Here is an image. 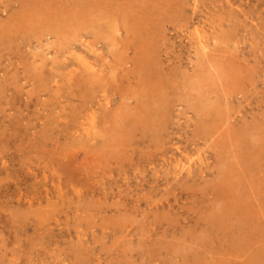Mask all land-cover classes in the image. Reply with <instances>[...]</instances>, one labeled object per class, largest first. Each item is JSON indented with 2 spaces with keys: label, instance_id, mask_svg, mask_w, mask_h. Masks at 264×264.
<instances>
[{
  "label": "rangeland",
  "instance_id": "rangeland-1",
  "mask_svg": "<svg viewBox=\"0 0 264 264\" xmlns=\"http://www.w3.org/2000/svg\"><path fill=\"white\" fill-rule=\"evenodd\" d=\"M66 1L0 0V264H264V0Z\"/></svg>",
  "mask_w": 264,
  "mask_h": 264
},
{
  "label": "bare ground",
  "instance_id": "bare-ground-1",
  "mask_svg": "<svg viewBox=\"0 0 264 264\" xmlns=\"http://www.w3.org/2000/svg\"><path fill=\"white\" fill-rule=\"evenodd\" d=\"M64 1H66V0H64ZM80 1H83L84 3L82 2L81 4L84 5L86 0H80ZM66 2H67V1H66ZM87 2H88V1H87ZM93 2H94V1H93ZM229 2H230V0H229ZM78 3H79V2H78ZM171 3H173V2H171ZM171 3H170V4H171ZM79 4H80V3H79ZM87 4H88V3H87ZM168 4H169V3H168ZM189 4H190V3H189ZM90 5H91V4H90ZM96 5H97V3H96ZM194 5H195V4H194ZM99 6H100V5H99ZM147 6H150V5H147ZM192 6H193V5H192ZM83 7H84V6H83ZM193 7H194V6H193ZM158 8H159V7H158ZM182 8H183V7H182ZM182 8H181V9H182ZM22 10H23V9H22ZM151 10L153 11V9H151ZM177 10H179V9H177ZM46 11H47V10H46ZM71 11H72V10H71ZM73 11H76V10H73ZM73 11H72V12H73ZM99 11H100V10H99ZM99 11H98V12H99ZM162 11H163V8H162ZM183 11H184V10H183ZM86 12H87V11H86ZM16 13H17V12H16ZM82 13H83V11H82ZM151 13H152V12H151ZM151 13L149 12V14H151ZM176 13H178V12L176 11ZM79 14H80V13H79ZM97 14H98V13H97ZM28 15H29V14H28ZM167 15H168V14H167ZM173 15H174V14H173ZM75 16H76V15H75ZM79 16H81V15H79ZM86 16H87V15H86ZM98 16H99V15H98ZM28 17H29V16H28ZM61 17H62V16H61ZM91 17H92V14H91ZM34 18H35V17H34ZM75 18H76V17H75ZM95 18H96V16H95ZM97 18H98V17H97ZM30 19H31V18H30ZM47 19H48V18H47ZM101 19H102V18H100V20H101ZM167 19H168V18H167ZM50 20H51V19H50ZM65 21H66V20H65ZM164 21H165V20H164ZM26 22H28V21H26ZM44 22H45V21H44ZM90 22H91V21H90ZM98 22H99V21H98ZM14 24H15V23H14ZM36 24H37V23H36ZM94 24H95V23H94ZM100 24H101V23H100ZM153 25H154V24H153ZM0 26H1V25H0ZM104 26H105V25H104ZM1 27H2V26H1ZM6 27H7V25H6ZM6 27H5V28H6ZM38 27H39V26H38ZM38 27H37V28H38ZM99 28H100V27H99ZM56 29H57V28H56ZM130 29H131V28H130ZM0 30H1V29H0ZM5 30H6V29H5ZM5 30H4V31H5ZM40 30H41V29H40ZM125 30H126V29H125ZM135 30H136V29H135ZM6 31H7V30H6ZM16 31H17V30H16ZM126 31H127V30H126ZM0 32H1V31H0ZM17 32H18V31H17ZM82 32H83V31H82ZM157 32H158V31H157ZM198 32H199V31H198ZM2 33H3V32H2ZM126 33H127V32H126ZM14 34H15V33H14ZM156 34H157V33H156ZM11 35H12V33H11ZM51 35H52V34H51ZM149 35H150V34H149ZM0 36H1V35H0ZM23 36H24V35H23ZM23 36H22V37H23ZM129 36H130V35H129ZM127 37H128V36H127ZM148 37H149V36H148ZM1 38H2V37H1ZM127 39H128V38H127ZM127 39H125V40H127ZM198 39H199V37H198ZM120 40H121V39H120ZM132 40H133V39H132ZM202 40H203V39H202ZM202 40H201V41H202ZM144 41H145V38H144ZM137 42H138V41H137ZM135 43H136V42H135ZM141 43H142V41L140 42V45H141ZM152 43H153V42H152ZM152 43H151V44H152ZM136 44H137V43H136ZM200 44H202V43H200ZM133 45H134V44H133ZM138 45H139V42H138ZM206 45H207V44H206ZM135 46H136V45H135ZM207 46H208V45H207ZM130 48H131V46H130ZM133 48H134V47H133ZM143 48H144V47H143ZM206 48H207V47H206ZM203 50H204V49H203ZM205 50H206V49H205ZM139 52H140V51H139ZM139 52H138V53H139ZM151 52H152V51H151ZM203 52H204V51H203ZM221 52H222V51H221ZM146 53H147V52H146ZM212 53H213V50H212ZM224 54H225V53H224ZM206 56H207V55H206ZM134 58H135V57H134ZM144 58H145V57H144ZM148 58H149V57H148ZM151 58H153V57H151ZM140 60H141V59H140ZM143 60H144V59H143ZM146 60H147V58H146ZM128 61H129V59H128ZM148 61H149V60H148ZM139 64H140V63H139ZM101 65H103V63H102ZM149 65H150V64H149ZM89 66H90V65H89ZM92 66H93V65H92ZM92 66H91V67H92ZM103 66H104V65H103ZM97 69H98V68H97ZM101 70H102V69H101ZM101 70H100V71H101ZM229 70H230V69H229ZM96 71H97V70H96ZM104 71H105V70H104ZM252 71H253V70H252ZM91 73H92V72H91ZM133 73H134V72H133ZM99 74H100V73H99ZM80 76H81V74H80ZM83 76H84V75H83ZM99 76H100V75H99ZM103 76H104V75H103ZM131 76H133V75H131ZM146 76H147V75H146ZM78 77H79V76H78ZM81 77H82V76H81ZM118 77H119V76H118ZM124 77H125V76H124ZM185 77H186V76H185ZM185 77H184V78H185ZM84 79H85V78H84ZM104 79H106V78H104ZM108 79H110V78H108ZM108 79H106V80H108ZM134 79H135V78H134ZM138 79H139V78H138ZM74 80H75V79H74ZM86 80H88V79H86ZM89 80H90V79H89ZM111 80H112V79H111ZM111 80H109V81H111ZM115 80H116V79H115ZM122 80H123V79H122ZM139 80H141V79H139ZM139 80H138V82H139ZM143 80H144V79H143ZM148 80H150V78H149ZM90 81H91V80H90ZM96 81H98V80H96ZM152 81H153V80H152ZM88 82H89V81H88ZM88 82H87V83H88ZM93 82H94V81H93ZM102 82H103V80H102ZM121 82H122V81H121ZM135 82H136V81H135ZM143 82H144V81H143ZM143 82H142V83H143ZM147 82H148V81H147ZM171 82H172V81H171ZM248 82H249V81H248ZM85 83H86V82H85ZM90 83H92V82H90ZM178 83H179V82H178ZM108 84H109V83H108ZM87 85H88V84H87ZM110 85H111V84H110ZM146 85H147V84H146ZM177 85H178V84H177ZM183 86H184V85H183ZM110 87H111V86H110ZM141 87H142V86H141ZM184 87H185V86H184ZM91 88H92V87H91ZM112 88H113V87H112ZM145 89H146V88H145ZM151 89H152V88H151ZM151 89H150V91H151ZM133 90H134V89H133ZM138 90H139V89H138ZM138 92H139V91H138ZM211 92H212V91H211ZM127 93H128V92H127ZM134 93H135V92H134ZM136 93H137V92H136ZM136 95H137V94H136ZM138 95H139V94H138ZM143 95H144V94H143ZM143 95H142V96H143ZM126 96H127V95H126ZM128 96H129V95H128ZM110 97H111V95L109 96V99H110ZM134 97H136V96H134ZM137 98H138V97H137ZM93 99H94V98H93ZM129 100H130V98H129ZM134 100H135V99H134ZM161 100H162V98H161ZM161 100H160V101H161ZM136 102H139V100H138V101H135V103H136ZM108 103H109V101H108ZM162 103H164V102H162ZM177 103H178V102H177ZM104 104H105V103H104ZM104 104H103V105H104ZM132 105H133V104H132ZM109 106H110V105H109ZM109 106H108V107H109ZM121 106L123 107V105H121ZM129 106H130V105H129ZM104 107H106V106H104ZM108 107H107V108H108ZM119 107H120V106H119ZM122 107H121V108H118V109H119V110H120V109L124 110L125 107H124V108H122ZM161 107H162V106H161ZM225 107H226V106H225ZM135 108H137V107H135ZM158 108H159V107H158ZM118 109L116 110V112H118ZM126 109H127V108H126ZM147 110H148V108H147ZM229 110H230V109H229ZM114 111H115V110H114ZM111 112H112V111H111ZM201 112H202V111H201ZM204 112H205V111H204ZM118 113H119V112H118ZM118 113H115V114L118 115ZM161 113H162V112H161ZM227 113H228V112H227ZM107 114H108V113H107ZM125 114H126V113H125ZM159 114H160V113H159ZM119 115H121V114H119ZM141 115H142V114H141ZM149 115H150V114H149ZM115 116H116V115H115ZM130 116H131V115H130ZM156 116H157V115H156ZM159 116H160V115H159ZM201 116H202V115H201ZM137 117H139V116L137 115ZM152 118H153V117H152ZM155 118H156V117H155ZM208 118H209V117H208ZM160 119H161V118H160ZM108 120H109V119H108ZM154 120H155V119H154ZM110 121H111V120H110ZM202 121H203V120H202ZM244 121H245V120H244ZM105 122H106V121H105ZM136 122H138V120H137ZM136 122H135V123H136ZM157 122H158V121H157ZM162 123H163V122H162ZM201 123H202V122H201ZM105 124H106V123H105ZM215 124H216V123H215ZM215 124L213 125L214 127H215ZM153 125H154V122H153ZM216 125H217V124H216ZM225 125H226V124H225ZM95 126H96V125H95ZM102 126H105V125H101V127H102ZM106 126H107V125H106ZM154 126H156V125H154ZM152 128H153V127H152ZM155 128H156V127H155ZM104 129H105V128H104ZM101 130H102V129H101ZM104 136H105V135H104ZM257 140H258V139H257ZM239 144H240V143H239ZM239 153H240V152H239ZM201 185H202V184H201Z\"/></svg>",
  "mask_w": 264,
  "mask_h": 264
}]
</instances>
